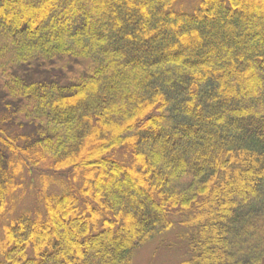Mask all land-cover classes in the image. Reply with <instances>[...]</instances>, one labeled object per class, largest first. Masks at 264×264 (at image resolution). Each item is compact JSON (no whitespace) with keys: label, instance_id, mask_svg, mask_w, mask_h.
<instances>
[{"label":"trees","instance_id":"16d2710c","mask_svg":"<svg viewBox=\"0 0 264 264\" xmlns=\"http://www.w3.org/2000/svg\"><path fill=\"white\" fill-rule=\"evenodd\" d=\"M179 2L0 0V264H264V0Z\"/></svg>","mask_w":264,"mask_h":264},{"label":"rangeland","instance_id":"374dc122","mask_svg":"<svg viewBox=\"0 0 264 264\" xmlns=\"http://www.w3.org/2000/svg\"><path fill=\"white\" fill-rule=\"evenodd\" d=\"M199 3L200 0H180L178 3L180 8L178 9L182 12L193 13L198 8ZM42 164L31 167V174L27 175L25 186L27 194L15 210V215L20 214L22 210H32L35 205L36 191L42 188L41 184L43 187L53 189V191H61V187L56 182H52L54 179H47V175L53 173ZM5 223L7 221H0V239H3L4 236ZM182 249L183 246L175 234L172 231H167L141 245L135 252L133 264H178L186 256L185 250Z\"/></svg>","mask_w":264,"mask_h":264}]
</instances>
